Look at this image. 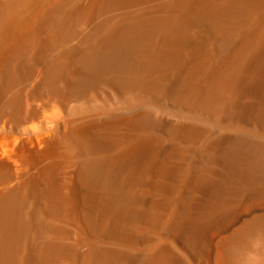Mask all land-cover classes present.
Here are the masks:
<instances>
[{"label": "bare ground", "instance_id": "6f19581e", "mask_svg": "<svg viewBox=\"0 0 264 264\" xmlns=\"http://www.w3.org/2000/svg\"><path fill=\"white\" fill-rule=\"evenodd\" d=\"M0 264H264V0H0Z\"/></svg>", "mask_w": 264, "mask_h": 264}]
</instances>
